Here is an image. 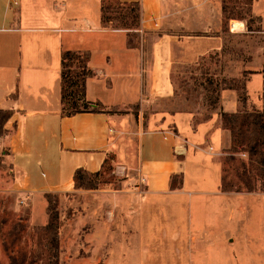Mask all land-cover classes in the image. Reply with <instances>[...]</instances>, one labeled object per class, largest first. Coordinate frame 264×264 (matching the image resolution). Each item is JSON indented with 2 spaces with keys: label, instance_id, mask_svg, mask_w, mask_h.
Wrapping results in <instances>:
<instances>
[{
  "label": "crops",
  "instance_id": "crops-1",
  "mask_svg": "<svg viewBox=\"0 0 264 264\" xmlns=\"http://www.w3.org/2000/svg\"><path fill=\"white\" fill-rule=\"evenodd\" d=\"M115 2H140L139 30L103 24V7ZM251 19L257 20V29L247 20L232 19L225 30L222 0H0V110L14 113L0 138V214L28 209L21 221L27 229L45 228L50 219L46 194L71 193L78 169L101 173L117 160L138 170L144 180L141 219L154 202L153 208L168 212L169 232L176 230L171 212L177 213V206L159 202L173 195L175 176H183L192 215L195 207L209 222L213 214L233 217L235 200L257 193L222 190L233 147L222 114L264 112L244 106L246 98L234 85L241 74L231 72L235 67L243 70L248 90L257 83L256 92L264 81L259 73L264 72V60L230 61L224 81L232 89L221 91L214 113L202 120L177 111L173 70L211 54L225 55L227 38L233 41L229 51L253 48L257 54L254 35L264 37V0H253ZM234 23L242 28L234 29ZM131 33L138 35L136 46L129 45ZM189 45H195L193 54H188ZM66 52L87 55L92 75L86 79L83 100L102 110L64 113ZM184 52L187 61L181 58ZM209 65L203 62L202 69L209 70ZM147 119L161 120L159 127L149 129L152 122ZM178 147L186 153H177ZM10 199L18 205L8 207ZM153 226L146 224V229Z\"/></svg>",
  "mask_w": 264,
  "mask_h": 264
},
{
  "label": "rangeland",
  "instance_id": "rangeland-1",
  "mask_svg": "<svg viewBox=\"0 0 264 264\" xmlns=\"http://www.w3.org/2000/svg\"><path fill=\"white\" fill-rule=\"evenodd\" d=\"M250 3L251 0H227L229 16H233V20L243 16L253 29H257V20H250ZM105 7L108 18H119V21L113 22V26L120 25L121 19L125 17L123 12H119L122 7L116 2ZM124 9L131 10L132 7ZM138 14V11H133L128 12L127 16L131 19ZM230 21L224 18L225 30ZM134 34L131 33L136 45L138 35L134 38ZM254 36H257V54L253 48L250 51L242 47L237 52L229 51L233 41L227 38L225 55L220 57L219 54H211L205 61L200 59L193 64L184 62L175 65L173 79L178 94L177 111L193 113L194 119L210 117L217 108L222 88H225V84L229 85V80L225 82L224 79L231 71L230 61L234 58L244 62L253 58L264 60V37ZM194 46H188V54H193ZM183 54L181 58L187 61L186 53ZM203 62H210L209 70L202 69ZM219 62H224L226 68L223 65L220 67ZM82 63L78 60L70 62V77L75 84L65 89V114L86 109L82 102L81 78L78 77L81 75ZM238 70L235 67L231 72L241 74L235 78L234 85L241 98H246L244 106L249 110L264 109V81L256 92L254 89L258 85L255 83L252 92L243 79L244 71ZM259 73L264 79V72L261 70ZM162 105L167 109L169 104L163 102ZM148 121L152 122L150 126L147 125L151 129L159 127L161 120ZM178 150L181 152L180 147ZM239 150L224 166L225 185L229 189L238 186V177L246 181L250 179L242 178L249 167L251 171L254 167L260 168L250 161L247 152L242 151V148ZM0 167H3L1 161ZM253 173L258 177L260 175L258 171ZM91 181L95 186L93 189H75L58 197L63 224L60 234L61 264H264V195L259 190L257 194L243 195L235 200L237 211L233 217L225 213H219V217L213 214L209 217L212 222H209L200 212H196L195 207L193 215L189 211L191 200L188 201L189 196L185 193L183 176H177L171 182V187L175 188H171L174 190L173 195L159 201L173 208L177 206V213L175 209L171 212V217L177 218V227L175 231L169 232L166 226L168 212L164 207L161 210L157 206L153 208L154 202L152 208L146 211L144 219H141L139 197L145 191V185L141 182L138 170L127 168L115 160L109 162L100 174L91 177ZM263 185L259 181L257 186L260 188ZM18 203L10 199L8 207ZM9 210L11 212L5 210L0 214V221H5L0 235V264H11V257L16 260V264H50V237L43 228L29 231L27 225L25 227L21 222L27 218L28 209L16 213L13 209ZM153 222L156 227L146 229V224ZM159 228H163L162 231ZM141 233L145 237L141 238Z\"/></svg>",
  "mask_w": 264,
  "mask_h": 264
},
{
  "label": "trees",
  "instance_id": "trees-1",
  "mask_svg": "<svg viewBox=\"0 0 264 264\" xmlns=\"http://www.w3.org/2000/svg\"><path fill=\"white\" fill-rule=\"evenodd\" d=\"M252 3H253V0H251V3L248 4V6L250 7L249 10H252V7H251ZM117 4H119V7H122V9L119 12H123V14L125 15V17L121 19L122 22L120 23V25L113 26L114 25L113 22L119 21L118 20L119 18H108L105 12L106 10L105 6L102 9L103 24L106 26H112L114 28H119V29H126V30H131V31L139 30L141 27V21H142V8H141L140 2H134V3L118 2ZM126 7H132V9L125 10L124 8ZM222 10H223V18L229 19V20L235 19L233 16H229V8L227 5V0H222ZM133 11H138L139 14L131 18L132 22H130L131 19L128 18L127 15H128V12H133ZM250 18H251V15H250ZM239 20H246V18L243 16H240ZM129 37H130L129 45L136 46L137 44L134 45V39L132 38V35H129ZM134 38H136V34H134ZM72 60H78V61L83 62L82 63L83 65L80 67L81 75L78 77L81 78L80 84L82 87V90H81L82 102L86 106V109L76 110L73 113L66 114V115L67 116L76 115L83 111H89V110L93 112H98L102 110L100 105L88 103L83 100L85 82H86V79L92 75V72L88 67L87 55H81V54H77L73 52H66L62 60L63 104L65 103V89L75 84L71 80V77H70V69H71L70 62ZM222 89L223 90L232 89V87L230 85H226L225 88H222ZM13 114H14L13 111H10V110H0V138L4 137L7 134L6 125L13 117ZM222 123H223V127L229 130L232 134L233 147L231 149V158L233 159L234 157L233 155L238 153L240 151L239 149L242 148V151L248 153L250 161L260 166V168L254 167V170L252 171L250 170L251 167H249V170L246 172L247 174L243 175L242 178H246L247 177L246 175H248L250 179L246 181L240 178L241 183H239L238 186H235L234 188L229 189L225 185L227 181L224 178L222 190L224 192H233V191L242 192L243 190L247 192H256L259 190L262 193H264V185L261 186L260 188H258L257 186L259 181H262L264 183V112H254L251 114H226L224 113L222 114ZM256 158H258V160ZM254 171L260 172L259 177L253 173ZM98 174L100 173L93 174V173L86 171L85 169H78L74 175L75 188L76 189H93L95 186L91 181V177L97 176ZM171 188L175 189L173 186ZM45 197L49 203L48 214H49L50 219H49L48 226L43 228V230L46 232L47 236L50 237V247H51V252H52L50 264H61L60 234H61V229H62L63 224H62L61 215H60L59 208H58L59 195L46 194ZM4 225H5V221L1 220L0 221V235L2 234ZM10 260H11V264H16V260L13 257H11Z\"/></svg>",
  "mask_w": 264,
  "mask_h": 264
},
{
  "label": "bare ground",
  "instance_id": "bare-ground-1",
  "mask_svg": "<svg viewBox=\"0 0 264 264\" xmlns=\"http://www.w3.org/2000/svg\"><path fill=\"white\" fill-rule=\"evenodd\" d=\"M233 26H234L233 27L234 29H241L242 28V24L241 23H234Z\"/></svg>",
  "mask_w": 264,
  "mask_h": 264
},
{
  "label": "built area",
  "instance_id": "built-area-1",
  "mask_svg": "<svg viewBox=\"0 0 264 264\" xmlns=\"http://www.w3.org/2000/svg\"><path fill=\"white\" fill-rule=\"evenodd\" d=\"M178 148H177V153H179V154H184L185 153V150L183 148L180 147L181 152H179ZM141 182L144 183V180H142Z\"/></svg>",
  "mask_w": 264,
  "mask_h": 264
}]
</instances>
